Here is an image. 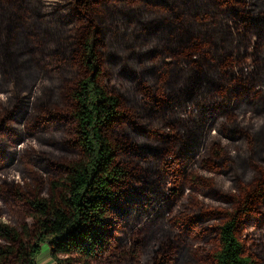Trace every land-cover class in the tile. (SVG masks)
Returning a JSON list of instances; mask_svg holds the SVG:
<instances>
[{"label": "trees", "instance_id": "obj_1", "mask_svg": "<svg viewBox=\"0 0 264 264\" xmlns=\"http://www.w3.org/2000/svg\"><path fill=\"white\" fill-rule=\"evenodd\" d=\"M259 4L264 0H0V81L20 85L17 103L5 113L8 122L5 118L0 124V169L28 154L16 145L19 141L8 144L3 135L20 133L25 122L29 129H45L56 117H70V112L79 154L66 162H58V155L41 161L59 175L49 180L46 196L42 190L28 194L30 181L20 173L16 175L26 186L15 182L13 172L11 181H1L0 187H11L8 193L0 191L3 197L22 201L26 214L19 216L16 227L0 222V264H38L44 246L56 264L111 263L117 233L133 231L158 210H173L178 196H184L183 185L197 164L191 159L199 154L200 121L206 126L220 122L221 131L234 141L249 136V129L230 127L237 112L226 96L233 89L234 97L246 93L257 100L264 92V65L253 70L262 60L257 47H264V11H256ZM32 37L40 44L29 41ZM50 39L55 40L53 47ZM119 45L127 50L138 46L140 61L148 58L152 63L143 72L134 69L133 61L120 68L119 75L130 85L125 91L113 83L114 74L106 72L107 65L115 68L118 61L130 60ZM66 65L74 67L76 75ZM33 66L56 76L57 90H66L69 97L68 113L55 109L36 115L46 103L56 105L55 97L30 107L32 98L25 92L33 84L27 83L26 73ZM220 75L225 83L219 82ZM189 126L192 136H183ZM220 149L212 153L207 166L211 172L224 168ZM35 171L42 183L48 179ZM170 184L174 187L168 190ZM204 188L200 177V193ZM242 193L244 215H254L256 209L264 212V171ZM205 194L223 199L218 192ZM241 215L224 218L200 203L199 216L182 214L179 221L200 226L202 233L208 231L203 223L223 220L212 230L216 236L209 264H258L246 254L239 235L249 224Z\"/></svg>", "mask_w": 264, "mask_h": 264}, {"label": "rangeland", "instance_id": "obj_2", "mask_svg": "<svg viewBox=\"0 0 264 264\" xmlns=\"http://www.w3.org/2000/svg\"><path fill=\"white\" fill-rule=\"evenodd\" d=\"M256 11H264V5L259 4L256 7ZM28 39L36 43V46L40 44V41L36 38L32 37V39ZM53 42L55 40L51 41L50 39L52 47L54 45ZM115 42L116 39H112L111 43ZM252 47L250 53L255 52V46L252 45ZM130 48L127 50L124 48V45L117 46V49L124 56H128L130 60L125 58L118 61L115 68L107 65L106 71L107 73L114 74L111 77L113 83L124 91L130 85L119 75L122 66L129 65V62L133 61L136 71H142L145 67H152V63L148 58H142L140 61L137 55L138 51L135 52V50H139L138 46ZM259 48L258 46L257 56L261 54L262 60L254 65L252 64V59L248 60L253 65V70L255 69L257 71L262 70V66L264 65V47ZM72 56L73 54L70 55V57ZM31 57V55H28L27 59ZM65 68L73 72L71 73L73 76L76 75V71L73 70L75 69L74 67L72 68L66 65ZM65 68L62 72L67 71ZM26 74L27 83L33 84L32 90L29 93L27 92L28 94L25 92L27 96L32 98V101L29 103L32 109H34L36 103L40 100L46 101L49 97L58 99L56 105H51L48 102L39 108V110L37 109V116L43 110L53 113L56 109L62 113H68L66 110L71 107L69 97H65L67 94L66 90L62 91V93H59L57 90L56 85L58 79H56V76L44 75L43 69L38 66H33ZM218 80L219 82H226V78L224 79L222 75L218 76ZM157 81L155 80V84ZM226 84L231 86L229 81ZM262 86L264 87V81ZM19 89L20 85L6 86L3 81H0V124H3L1 123L2 119L10 117L5 115V113L7 111V114H9L14 104L17 103ZM234 92L235 90L229 89L227 91V98L225 97L227 102L235 106L237 112V119L233 122V125L230 124V127L238 130L241 129V131H243V128L249 129V136L242 134L239 139L234 141L228 133L226 135L221 131L219 126L220 122L214 124L211 121L206 126V124H203V121H200V131H198L200 142L197 145L196 151L199 154L196 159H191L193 162L196 161L197 164H195V171L188 173V181L183 185L185 190L184 196H178L177 204L173 210L167 208L166 213L158 210L150 218L142 220L139 223V227L133 231L126 229L125 232L117 233L119 238L114 242V251L112 250L115 256L109 264H209L208 262H210L209 258L214 250L216 236V232H212V230L223 220L203 223L204 227H208V231L200 233V226L192 227L181 224L179 221L180 216L182 214L199 216L200 203L203 204L206 210L216 209L219 211L221 217L224 218H228L234 214L244 215V210H242L243 205H240L242 200L239 201V198L243 194V189L253 180L258 181L261 172L264 171V105L262 103L264 101V96L262 95L264 92L257 100L250 99V95L246 93L242 98L234 97ZM213 94L215 98H219V94L216 91ZM8 100L9 103L5 104ZM209 100L211 101V99ZM211 115L216 118L218 117L213 110L211 111ZM221 117L223 118L224 114ZM13 118H18L17 113ZM8 120L9 118L6 119L5 123ZM30 122H33V120H29ZM10 127H12V123H10ZM21 127L23 128H21L20 133L14 134L11 138L8 134L2 137L8 144H11L15 139L19 141V144L16 145L19 148L25 147L28 153L27 158L22 159V161L15 160V163L10 164L8 168L4 170L0 169V183L3 179L11 181L13 175L11 173L9 174V172H13L15 173V182L25 183L26 186L27 182L22 181L16 175L20 173L24 180L28 179L27 181L36 185L33 188L29 182V185L25 188L28 194L42 190L43 195L46 196L49 180L57 179L59 175H57V172L54 175L41 161L53 160L52 155L61 157L62 160L58 162H66L69 159L76 160L79 158L75 144V125L71 118V112L70 117L68 116L66 119L56 117L53 122L48 123L47 128L40 129L39 131L29 129L27 122L21 125ZM5 129H9V124ZM184 129L183 136L185 133L186 136H192L190 133L191 126L188 127V130L187 127H184ZM162 134L165 135L166 133L164 132ZM156 142L158 141L154 140V144ZM162 145L164 146L163 143ZM220 148H223V150ZM216 149L222 150V158L220 161L222 163L223 158H225L224 168H219L217 172H211L207 166L212 163V153ZM162 168L165 169V166H162ZM36 169L41 170L47 175L48 179L43 183L37 178ZM200 177L204 180L205 186L204 192L202 193H200ZM173 187L174 185H168V190ZM10 190L11 187L9 185H2L0 187L1 192L5 191V193H8ZM209 190L222 194L223 199L221 201H215L216 199L207 197L205 193L209 192ZM1 192L0 222L12 227L19 226V216L26 214L22 201L14 199L6 200ZM177 192V195H179V191ZM253 213L254 215H244V218L249 220V224L247 229L245 226L241 228L239 235L245 246L246 254L250 255L258 264H264V212L261 213L260 209H256ZM135 214L137 215V212ZM208 216L211 217V214L208 213ZM37 262L38 264H56L51 258L47 246L43 247Z\"/></svg>", "mask_w": 264, "mask_h": 264}]
</instances>
